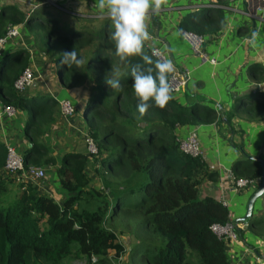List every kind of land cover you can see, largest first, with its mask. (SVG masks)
Returning a JSON list of instances; mask_svg holds the SVG:
<instances>
[{
    "label": "trees",
    "instance_id": "16d2710c",
    "mask_svg": "<svg viewBox=\"0 0 264 264\" xmlns=\"http://www.w3.org/2000/svg\"><path fill=\"white\" fill-rule=\"evenodd\" d=\"M215 12L213 16L207 10L199 18L187 14L177 27L210 39L224 25L222 15ZM36 20L38 26L33 28L18 4L3 2L0 37L8 27L24 24L36 50L54 64L59 86L87 92L82 118L96 151L87 156L51 153L41 138L57 120L59 105L49 95L26 98L17 92L12 84L28 65L27 51L19 49L11 60L2 51L0 102L24 115L23 137L30 144L22 151V169L52 168L65 198L57 203L40 190V182L20 179V169L5 172L6 146L0 141V264H112L125 251L117 240L118 228L132 230L131 220L140 231L139 236L126 232L132 238L125 255L131 264H140L134 255L144 264H231L224 241L210 230L213 224L229 222L227 209L210 197L198 198L201 182L215 180L217 173L201 156L182 153L174 133L183 125L214 122V109L198 102L181 105L173 96L164 108L153 106L141 116L129 75L121 77L119 91L105 83L111 68L128 73L131 65L143 64L139 56L131 57L130 64L120 62L108 18L98 28L74 29L58 25L54 17ZM73 48L83 63L68 68L60 63V53ZM151 48L144 46V51L155 60ZM246 71L256 83L264 79L258 63H249ZM231 108L228 124L237 111L247 120H264V102ZM231 173L233 180H255L259 166H234ZM127 196L135 200L130 207L123 204ZM262 223L264 218L251 220L248 228L254 230ZM245 227L233 226V230L240 236Z\"/></svg>",
    "mask_w": 264,
    "mask_h": 264
},
{
    "label": "crops",
    "instance_id": "0c3cea01",
    "mask_svg": "<svg viewBox=\"0 0 264 264\" xmlns=\"http://www.w3.org/2000/svg\"><path fill=\"white\" fill-rule=\"evenodd\" d=\"M52 1L44 5L41 0H0V4L3 2L18 4L25 16L32 20L31 24H34L36 19L52 17L39 16L43 12L48 13L49 5L72 16L75 19V26L92 28L93 25L99 26L103 20L107 19L98 8H93L92 14L88 16H79L75 11L78 0ZM207 3L209 0H168L167 4L162 6L159 14L152 17L148 23L149 30L152 29V32H150V39L145 43L164 53L173 61L174 65L180 67L187 74L188 94L183 92L182 87L173 93L179 104L188 106L198 102L214 110L215 106L205 102L204 99H211L222 104V111L215 112L214 122L196 126L183 125L175 128L174 133L177 138L184 137L191 131L195 133L201 149L200 156L208 167L217 173L215 180L201 182L198 187V198L210 197L221 203L227 209L228 220L231 223L243 215L245 203L258 186L259 177L248 188L233 189L234 180L231 173L233 167L242 169L250 163L256 162L243 157L238 149L231 147L230 144L232 143L235 147L240 145L247 155L260 158L264 162V120L255 118L247 120L241 112L237 111L229 119V124L227 123L231 107L245 108L253 103L264 102V79L256 83L246 71L249 63H258L264 69V11L260 13L259 20L254 22L252 29L253 21L250 22L242 18L243 22H240V17L225 12L223 9V6L228 4L244 8L241 1L215 0L217 5L215 7L207 5ZM93 4L94 0H88L89 8ZM207 10H211L213 16L216 15L215 11H218L224 22L221 31L210 39L204 38L201 46L207 56L215 59L214 63L202 62L198 54L190 51L177 27L179 20L185 15L193 14L194 18H199L207 13ZM18 27V36L7 39L1 52L5 51L11 60L13 57L16 58L14 53H17L19 49L27 51V67L33 71L34 79L22 92L23 96L33 98L37 95H49L57 103L61 99H69L73 104L72 114L63 116L59 111L57 120L42 136V143L55 157L64 152H79L87 156V147L84 141L86 131L82 118V104L87 97V92L82 91L81 87L77 89L60 87L50 57L36 50L31 31L24 24H20ZM246 37H249L250 40H246ZM4 58L5 55L0 57V63ZM179 77L181 78L180 75ZM228 85L230 86L229 91L234 95L231 107H228L225 102L227 95L224 89ZM196 95L199 96L198 99H196ZM11 117L3 113L0 102V141L5 145L12 146L17 153L22 155L23 149L28 144L22 131L24 115L16 111ZM86 171L87 174L92 175L91 170ZM44 173L42 180L28 178L21 173L18 177L40 182V190L51 196L57 203H61L65 198V193L59 189L52 168H44ZM260 218H264V192L254 200L248 224L251 220ZM248 224L241 231L240 236L224 242V249L231 264H264V223L256 226L254 230L248 228ZM239 225L244 226L240 222L233 224L237 228Z\"/></svg>",
    "mask_w": 264,
    "mask_h": 264
},
{
    "label": "clouds",
    "instance_id": "9594fccd",
    "mask_svg": "<svg viewBox=\"0 0 264 264\" xmlns=\"http://www.w3.org/2000/svg\"><path fill=\"white\" fill-rule=\"evenodd\" d=\"M167 2L168 0H94L89 8L88 0H78L75 9L79 16L92 14L93 8L101 10L111 21L113 31L110 40L114 42L115 54L120 62L130 64V58L135 56L143 61V64L131 65L128 73L115 67L105 74V83L118 91L122 89L121 77L126 74L131 77V87L138 101L137 111L141 116L153 106L164 108L173 99V84L169 80V75L175 71L173 61L162 52H155L157 58L153 60L144 51L145 42L150 39L148 23ZM60 63L71 68L73 65H81L83 61L73 48L60 53Z\"/></svg>",
    "mask_w": 264,
    "mask_h": 264
},
{
    "label": "built area",
    "instance_id": "2783aa9c",
    "mask_svg": "<svg viewBox=\"0 0 264 264\" xmlns=\"http://www.w3.org/2000/svg\"><path fill=\"white\" fill-rule=\"evenodd\" d=\"M238 2L241 1L244 4V8L235 7L232 4L224 5L223 9L225 12H229L237 17H240V22H243V19L249 20L250 22H256L259 20L260 13L264 11V0H237ZM53 2L52 0H41V3ZM210 3V4H209ZM207 5L215 7V0H209ZM243 18V19H242ZM18 26L8 27L6 32L2 37H0V55H1V48L3 44L7 41V39L13 38L18 36ZM254 27H252L253 29ZM181 35L183 36L184 40L186 41L188 48L195 54H198L200 60L203 62L214 63L215 59L210 56H207L201 46L204 41V38L197 36L190 32H185L179 30ZM246 40H250L249 37L245 38ZM151 54L154 55L155 52H159L156 48H151ZM155 56V55H154ZM156 57V56H155ZM34 73L29 67H25L21 70L20 74L16 77L13 81V88L17 91L22 93L33 81ZM169 80L173 84V93L177 92L183 84L182 79L179 77L178 72L175 71L170 74ZM60 113L63 116L70 115L73 112V104L70 102L69 99H61L58 102ZM2 111L8 117H11L15 114V110L13 107L9 105H2ZM87 147L88 153H95L96 149L92 141L85 136L84 139ZM6 146V159L3 166V170L7 173H14L17 169L21 170V174L25 177L32 178V179H41L44 177V170L42 167H34L28 166L26 169H22V155L17 153L14 148L10 145ZM178 148L179 150L189 156L195 157L200 156L201 149L199 143L197 141L196 135L194 132H189L184 137L178 138ZM254 184L253 179H237L233 181V189L240 190L245 189ZM210 230L223 241H228L230 239H235L237 237L236 233L233 230V224L228 222L223 225L213 224L210 226ZM95 259L92 258V261Z\"/></svg>",
    "mask_w": 264,
    "mask_h": 264
},
{
    "label": "water",
    "instance_id": "95a60500",
    "mask_svg": "<svg viewBox=\"0 0 264 264\" xmlns=\"http://www.w3.org/2000/svg\"><path fill=\"white\" fill-rule=\"evenodd\" d=\"M251 26L253 27L254 26V22L251 23ZM150 32H152V29L150 30ZM1 56V55H0ZM174 67L176 68L178 74L181 76V79L183 81V84H182V90L185 94H188V91H187V79H188V76L187 74L180 68V67H177L176 65H174ZM229 88L230 86H226L225 87V93L227 95V99H226V105L228 107H231V101H232V98H233V93H231L229 91ZM256 88V87H255ZM255 88H253V90H255ZM199 96L196 95V99H198ZM205 102H208L210 104H213L215 106V112H221L222 111V104L221 103H218L217 101L215 102L214 100H211V99H204ZM220 119H222V117H220ZM223 120V119H222ZM225 121V120H224ZM231 147L233 148H237L238 151L240 152V154L249 159V160H252L254 162H256L259 166V183H258V186L256 187V189L251 193V195L249 196V198L247 199L246 203H245V208H244V213L243 215L236 219V220H233L231 221L232 224H236L237 222H240L242 225L246 226L250 220V216H251V207H252V204L254 202V200L256 198H258L263 192H264V162L260 159V158H257V157H252L250 155H247L242 147L240 145H238L237 147H235L232 143L230 144ZM30 144L28 143L27 144V147H29Z\"/></svg>",
    "mask_w": 264,
    "mask_h": 264
},
{
    "label": "rangeland",
    "instance_id": "374dc122",
    "mask_svg": "<svg viewBox=\"0 0 264 264\" xmlns=\"http://www.w3.org/2000/svg\"><path fill=\"white\" fill-rule=\"evenodd\" d=\"M46 3V2H45ZM48 13H41L39 14L40 17H46V16H52L55 17L56 19V23L60 26H66L68 28H72L74 29L75 27H79V26H75V19L72 16H69L57 9L54 8V6L49 5L48 7ZM77 22V21H76ZM100 25V24H99ZM38 25H36V23H34L33 28H36ZM75 26V27H74ZM96 25H93L94 28H98V25L95 27ZM145 46H147L145 44ZM153 48V47H152ZM78 110V109H77ZM19 119V118H18ZM19 127V126H18ZM83 127H85V125L83 124ZM135 203V200L132 196H127L123 199V204L130 207ZM132 221H130L131 224V229H127L126 232H130L135 234V236H139V228L138 226L136 227L135 224H132ZM126 232L122 231L121 229L118 228L117 231V240L119 241V243L124 246L125 251L123 252V254H121L120 256L118 255L115 259H112V264H131L129 260H127V256L126 255V249H129L131 247L132 244V238L126 234ZM134 258L137 259L140 264H144L143 259L140 256H136L134 255Z\"/></svg>",
    "mask_w": 264,
    "mask_h": 264
}]
</instances>
